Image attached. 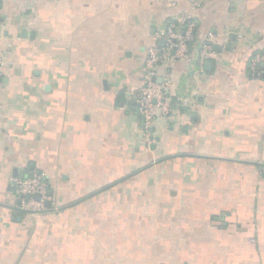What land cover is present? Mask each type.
<instances>
[{
    "label": "crops",
    "instance_id": "crops-1",
    "mask_svg": "<svg viewBox=\"0 0 264 264\" xmlns=\"http://www.w3.org/2000/svg\"><path fill=\"white\" fill-rule=\"evenodd\" d=\"M185 15L149 121L146 50ZM263 54L264 0H0V264H264ZM40 174L32 215L14 181Z\"/></svg>",
    "mask_w": 264,
    "mask_h": 264
},
{
    "label": "built area",
    "instance_id": "built-area-1",
    "mask_svg": "<svg viewBox=\"0 0 264 264\" xmlns=\"http://www.w3.org/2000/svg\"><path fill=\"white\" fill-rule=\"evenodd\" d=\"M156 40H162L165 45L159 47L153 45L146 50V57L141 68L143 79L140 108L144 116L149 120L166 119L170 116L173 106V98L170 95V80L159 83V69L169 62L187 60L196 47L195 22L190 16H183L170 22L164 31L156 35ZM200 63L217 56L213 46H200ZM264 64V54L257 55L251 61V69L257 71L258 66ZM2 61L0 57V71ZM202 67V66H201ZM16 193L22 199V208L26 212L37 215L46 209V202L50 199V186L43 174L32 175L22 179H15ZM40 195V200L35 199Z\"/></svg>",
    "mask_w": 264,
    "mask_h": 264
},
{
    "label": "water",
    "instance_id": "water-1",
    "mask_svg": "<svg viewBox=\"0 0 264 264\" xmlns=\"http://www.w3.org/2000/svg\"><path fill=\"white\" fill-rule=\"evenodd\" d=\"M49 196H51V193H49ZM40 198H41L40 195H36V196H35V199H36L37 201H39ZM49 204H50V202L48 201L46 205L49 206Z\"/></svg>",
    "mask_w": 264,
    "mask_h": 264
}]
</instances>
